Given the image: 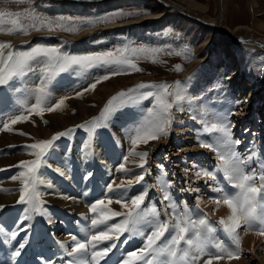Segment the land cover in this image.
<instances>
[{"label": "rangeland", "instance_id": "obj_1", "mask_svg": "<svg viewBox=\"0 0 264 264\" xmlns=\"http://www.w3.org/2000/svg\"><path fill=\"white\" fill-rule=\"evenodd\" d=\"M171 1L177 3V6H182V8H184L186 11H196L195 14H198V12L199 14H202L204 16H214L215 14H217V0H196L201 3L203 2L208 4V10H205L203 12H200L199 9L193 10L192 7H188L189 5L185 2V0ZM26 9H30L37 14L44 15L49 18H56L61 16L72 17L73 19L90 18L105 16L117 11L135 12L139 14L123 17L111 23L98 24L95 27H83L80 31L75 33H69L63 30L48 31L47 29H42L40 31H31L27 35L0 32V41H10L15 48L24 50L30 48L31 46H34L35 44L42 43L49 46L61 47L62 51L71 54H86L89 52L107 51L113 50L118 47H123L125 45L137 48L141 46L146 48H160L163 51L156 54L155 63H153L151 59H137L136 63L140 68L143 69V71L124 72L121 75L110 76V79L97 84L95 89V91L98 90L97 92H95L97 93L96 99L89 101L86 100L85 105H92H89L88 109L82 110V113H76V107L78 106V104L74 101L77 100L71 101L67 107H70V112H75V114L80 117V120H77L72 124L67 123L68 125L65 124V126L61 128H54L52 133L47 136L41 134H32L30 139L26 141H21L18 143L13 142L12 145L11 143L6 144L9 147H7V149L14 148L15 150V148L17 149V147H22V150L17 151L21 152V154H23L25 157L20 159H34L35 157L25 149V145L34 143L35 141L41 139H50L57 132L64 131L69 128H74V126L83 124L85 121H90L92 117H98L109 98L115 95L117 92L134 89L141 83L149 85L160 84L162 82L175 84V82L179 81L181 82V87L184 90L186 99L181 102L179 109L174 106L172 110L173 124L169 131V134L167 136L161 137L158 140L152 141L151 146H149V148L146 150V152L148 153V156L146 158L147 163L145 164L147 174H145L144 183L138 184L137 187L133 185L128 194H137L139 191L143 190V187L145 185H156V187L148 188V197L146 198L145 204L150 205L152 203H155L156 206L162 210L166 206L167 202L161 203L163 201V193L159 189L160 187L156 182V178L161 176L162 169L164 173H167V176L164 178L166 179L169 177L166 180L170 181L173 185V187L171 188L172 190L170 191L177 204L186 202L189 209L192 211L197 203H199L202 212L207 213L210 221H218V213L213 212L215 205L211 203L209 199L210 196L214 195L211 192V187L213 186L212 182L209 181L206 184L205 181L207 179L205 180V177H202L204 180H201L202 178L197 179L195 176V172L198 170V168H203V161L206 160L205 158L207 157V153L209 159L206 160L205 165H209L211 169H213V167L217 163H219L218 158L214 152H212L208 148H202L200 146L197 136V134L199 133L200 139H202V136L205 135L204 139L211 141L213 140L212 137H214V135L212 132L205 131L204 127L199 128L197 124H199V115L203 117L204 120L209 121V116H211L213 113H220L223 111L225 112L227 109H230L227 115H222L221 117L225 118V122L230 123L232 130V139L235 138L236 140L240 141V144L235 146L237 147V151L242 156H246L250 152L256 151L258 152V156L256 154L257 160L262 159L261 161H264V49L259 48L258 46L250 47L248 44L238 38L239 36L245 34L244 32H246L248 29L246 30L245 28L241 27L240 30V27L237 28L238 25L254 26L255 30L253 29V31H250L251 35H264V30H262V27H258L257 24V19L260 18L264 20V0H227V7L225 10L226 20L224 22V27L229 29V31L231 32L230 34H226L224 31L218 29L217 27L197 20H202L201 18L195 19L194 16L193 19L189 18L188 16L183 15L180 9L170 10L168 7L162 5L157 0H0V10L23 13ZM154 12H161V18L153 17L152 19H148L147 21H145V23L141 26L132 23L124 24L129 19L134 20L138 17H141L142 15L144 16V14L151 15L154 14ZM21 19H23V17H21ZM107 26H109V28H102ZM186 52L190 53V59L186 58ZM242 52L248 54L246 56L245 65L244 67L241 66L239 68V73L236 74L234 72L235 74H231L233 72V67L236 68L237 64H239V56L243 54ZM176 53L181 54L178 55ZM212 61L216 63V67L218 68H215L214 65H211ZM177 64L182 66V70H176L175 65ZM33 67H36V65H33ZM215 69L217 71L216 74L213 72ZM220 69L221 72L219 71ZM105 74H109V71L104 67H97L87 71L69 70L68 72L60 74L52 82L50 91L52 93V86H58L59 84H63L66 81V84L61 88V90H64V94H66L68 97H72L74 93L83 92V90L90 84L95 82L97 78ZM29 76H31L32 81L29 87L31 86V89H35L40 81L39 79H37V75L35 73H30L27 77ZM11 85L13 86L11 87ZM22 86H24V80L12 82L9 86H0V127H2V122L7 120V117H9L10 114L16 112L17 98L14 92L11 90L13 89V87L21 88ZM236 88L239 90H237ZM143 91H155V89H139L137 92L133 93L132 95L135 98L133 102L126 103L122 107L117 108L115 112L110 114L106 121H103V123L107 124V127L96 128L94 133L92 134H90L88 131V128L91 127V125H88L85 128H76L70 136L61 137L59 140H57L55 142V148L51 151L47 160L48 164L51 165V167H44L46 170H48L45 175L52 176L50 177V179L48 178L49 181H51L52 184L57 183V180L55 178L58 177V180H66L69 183L70 178L75 180L74 176L82 179V177L84 178V176L88 175L89 173L92 174L94 172L96 174V171H99V176L97 177L93 174L92 176L96 177L97 180L101 181L103 178L109 179L112 175L111 171H113L112 169L114 167V164L124 162L123 156L126 155V149L123 151L124 154L123 152L122 154H117V160L115 161H107L106 157L109 158L110 153H112L111 156H114L115 158L116 155L112 151L115 150L117 146L116 144L118 142H125V146L128 147L127 152L129 151L131 143L128 138L129 133L127 132L132 130L135 125H138L147 115V109L153 106L154 100H152L151 98L148 100L139 99V93ZM89 92L91 91L85 92L84 94H88ZM232 93L234 96H237V101L241 103L240 111H236L234 108L238 107L237 105H239V103H236L237 101L233 104L230 101L228 103L229 99H227V97ZM84 94L80 96L79 99H81ZM53 97L54 94L52 93V98ZM73 98L78 99L76 95H74ZM224 104L226 107L218 110L219 107L224 106ZM212 107L214 109H212ZM238 113L240 114L237 115ZM135 115L138 117H136ZM132 117L134 120L131 121ZM126 119L128 120V123L124 124L123 122L126 121ZM235 119H237V122H235ZM43 121H45V119H43ZM50 124L52 125L51 121ZM122 125L126 126L127 128L123 127ZM119 131L121 135H119ZM27 134L29 135V133ZM121 136H126V139ZM242 144L244 146L247 144L249 147H244ZM66 145L68 146L67 151L64 150V146ZM74 146H77L79 148V150L72 152L75 157H71V161L69 157H66L67 160H60L63 154H66L68 156V152L72 151ZM59 147L61 149L57 150ZM246 147L247 149H249V153ZM98 148H105L106 151L103 154L104 157L105 155H107L105 158L103 156L101 158L98 157L103 153L99 151L102 149ZM4 149H6V147H3V150ZM51 156L56 158V161L54 163L51 162ZM81 156L85 159H81ZM57 158H59V160ZM20 159H18L16 163L8 166V169L10 170L9 176L18 172V169H16L15 165H17L18 162L21 161ZM84 161H88L87 164H89L90 161L89 166L91 165L90 167L92 169H90L91 171L88 170L89 173L86 172L87 170H84L82 167ZM56 163L59 164L57 165ZM99 164L104 166L102 168H99ZM252 167L258 168L259 165L254 163ZM44 168L41 169V173L43 172ZM56 168H61V170L65 174H70V176L62 179L63 177L60 176V174L55 170ZM127 168L131 170V167L129 166H127ZM14 169H16V171ZM93 169L95 171H93ZM102 174L104 175L103 177ZM126 175L127 174L121 175L120 179H115L116 182H120L121 180H123ZM73 183H76L75 185H78V180H75ZM61 184H65L64 181L61 182ZM62 185H60L59 188L62 189ZM41 186L40 189L43 192V196L41 197V199L43 198L42 200H44L45 202L44 207L46 206V209L49 208L47 209L49 216H42L40 214L32 213L31 219H33L35 216L40 217L38 219H41L43 221L52 218L51 220H53L54 222L59 221V225L60 227H62V223H70H68L67 221L68 216H70L71 220L74 221L73 228L76 230V233L79 234V237L76 235L78 238H84L85 233L91 234V219L93 217V214L89 211V209L87 210V219L85 218V220L75 214H66L64 209L61 210V206L48 199L50 195H48L47 193L49 191L51 192L52 188H47L44 185L43 186L45 188H41ZM92 187L89 184H84L83 188L81 187V193L79 194V196L82 200V203L85 204L86 201H89L87 203L90 205L97 199H106L109 195L108 193L103 194L102 191H100L97 194L98 198H92V195H94ZM182 189H189V191H183ZM197 189L198 192L195 191ZM197 196L201 198L199 201L197 200ZM44 197H46L47 203ZM18 200L19 197L17 199V203ZM113 203L109 205V207H111ZM15 207L10 208L11 210H6H10L12 211V213H21L22 210L25 211L27 205L18 203V205ZM18 209L20 210V212L18 211ZM114 211L125 212L126 210L116 208ZM24 214L26 215L25 212ZM169 215H171V210H169ZM65 216H67V218H65ZM59 217L60 219H58ZM120 219V217H114L113 221L111 222H119ZM6 220L7 219H3L5 229L3 230L5 234L10 232V226L8 225L10 220ZM69 227H72V225ZM66 228L68 229V227ZM242 230L243 228L239 230V233L242 232ZM60 232L62 233L61 230ZM68 233L71 232L68 231ZM71 234L75 235L73 233ZM67 236L68 235L66 233V237ZM217 236L221 239L224 238L223 234L220 232L217 233ZM124 239L128 242L124 243L125 240L117 242V247L113 250L117 256L119 254L121 256L127 251L134 250L136 244H138V247L142 245V241L139 237H129L127 234H125ZM112 254L113 252L110 253L109 256ZM9 256L10 255H6L4 264H9ZM29 256L35 257L33 256L32 252H30ZM63 259L64 262L62 260L58 261L57 259V261L53 260L49 264H57L59 262V264H67V260L70 258L65 255ZM225 260L227 259H224L222 261L224 262ZM241 263L264 264L263 238L259 239L257 244H255V247L243 254V262ZM43 264L45 263L43 262Z\"/></svg>", "mask_w": 264, "mask_h": 264}, {"label": "snow or ice", "instance_id": "obj_2", "mask_svg": "<svg viewBox=\"0 0 264 264\" xmlns=\"http://www.w3.org/2000/svg\"><path fill=\"white\" fill-rule=\"evenodd\" d=\"M135 12L117 11L105 16L76 18L56 17L49 18L44 15L26 9L21 12H10L0 10V32L9 34H29L31 31H66L75 33L83 27H95L98 24L114 22L117 19L138 15ZM23 17V19H21ZM163 51L160 48L129 47L127 45L113 50L89 52L86 54H71L62 51L61 47L49 46L42 43L35 44L30 48L17 49L10 41H0V86H8L12 82L23 81L30 73H35L40 83L35 89L26 87L15 88L13 91L20 92L21 98L16 101V112L9 115L2 122L0 131H14L13 126L30 120L32 115L41 119L44 113L54 112L66 106L69 97L64 96L50 103L52 93L50 86L52 82L62 73L69 70L87 71L97 67L107 68L109 74L100 76L90 84L83 92H77V97L85 92L95 90L97 84L110 79V76L121 75L124 72H140L142 68L136 63L137 59H151L156 62V54ZM171 54V53H169ZM181 54V53H176ZM187 59L191 58L186 52ZM36 65V67H33ZM177 71L182 66L175 65ZM153 88L155 91H143L139 93V99L154 100L153 106L147 109V115L129 133L131 147L128 154L123 157L122 163L116 169L117 172L128 174L131 170L126 167L130 156L139 157L137 166L141 173L133 179L121 180L117 183L113 180L108 183L106 199H97L89 205V211L93 214L91 219V234H85L84 238L76 235L70 237L68 242H59L60 247L70 259L67 264H101L109 254L117 247L120 238L127 234L129 237H139L142 246L132 251L123 253L117 264H212L213 261L239 258L241 254V236L239 230L245 232L256 231L258 235L264 236V161L257 160L256 153L250 152L242 156L235 148L240 144L239 140L232 139L231 125L225 122V118L218 117L215 122L203 121L204 130L219 133L216 140L200 139V146L214 152L218 158L213 169L198 168L195 172L197 179L207 178L205 183L212 182L210 201L219 208L227 206L229 214L212 222L196 205V211L200 213L193 218L192 211L186 202L177 204L171 194L173 185L164 177H158V184L163 193V202L166 206L161 210L155 203L146 205L148 188L156 185H145L142 191L135 195H129V190L134 184H143L145 181V164L148 153L137 151L139 145H147L150 141L158 140L167 136L173 124L172 110L174 106L180 108L182 101L186 99L181 82L175 84L162 82L160 84L141 83L134 89L117 92L111 96L98 117H92L90 121L76 125L64 131L55 133L50 139L37 140L25 145V149L35 158L21 160L15 167L18 174L13 175V181H19L20 187L18 203L27 205L24 221L32 218V213L49 216L44 207L45 202L41 199L43 193L40 186L53 188L51 181H45L41 176V169L51 167L48 164V156L55 148V142L61 137L70 136L76 128H85L88 125L90 134L96 128L107 127V118L126 103L133 102V93L139 89ZM171 89V91H170ZM34 98L33 103L29 100ZM237 103H240L237 101ZM27 113V114H26ZM47 123V121H44ZM20 135L27 133L19 132ZM11 147V146H10ZM259 167H252L253 164ZM196 167V166H194ZM60 175L65 173L55 169ZM187 171V169H186ZM92 174L89 173L88 176ZM189 191V189H182ZM0 191L8 192L11 189L0 188ZM198 192V189L195 190ZM64 199H75L67 195ZM201 198L197 196L199 201ZM121 205L125 212L114 211L109 205L112 203ZM4 206L0 205V208ZM171 210V215H169ZM114 217H120L119 222H111ZM49 222L50 218H49ZM3 229L0 228V232ZM223 234L221 239L217 233ZM17 232H11V238L15 239ZM128 241L125 240L124 243ZM24 247L21 243L13 254L18 256L20 249ZM70 247V250H69ZM205 257H207L205 259Z\"/></svg>", "mask_w": 264, "mask_h": 264}, {"label": "bare ground", "instance_id": "obj_3", "mask_svg": "<svg viewBox=\"0 0 264 264\" xmlns=\"http://www.w3.org/2000/svg\"><path fill=\"white\" fill-rule=\"evenodd\" d=\"M69 1H81V0H69ZM90 1V0H88ZM101 1V0H100ZM158 2H160L162 5L168 7L170 10H175V9H180L182 11V14L185 15V16H188L189 18H192L193 19V16H195V18H201L202 20L198 19L199 21H205L204 23H207V24H210L211 26H214V27H217L218 29L224 31L226 34H230L231 32L229 31V29L225 28L224 27V22L226 20V17H225V10H226V7H227V0H217V11L214 16H204L202 14H195V12H190V11H186L184 8H182V6H177L176 4L177 3H174L173 1L171 0H157ZM185 2L189 5L188 7H192L193 10L195 9H199L200 12H203L205 10H208V4L207 3H201L199 1H196V0H185ZM179 5V4H178ZM153 13V12H152ZM162 13L159 12V13H155L154 14H151V15H145L144 16L142 15L141 17H138L137 19H129L127 22H125L124 24L126 23H132V24H135V25H138V26H141L145 23V21H147L148 19H152L153 17H157V18H161V15ZM164 15V14H163ZM157 20V19H156ZM254 24V23H253ZM257 24H258V27H262V30H264V20L262 19H257ZM240 27V30H241V27L245 28L247 31L244 32L245 34L241 35L240 39L242 41H244L246 44H248L250 47H256L258 46L259 48H262L264 49V35H261V36H253L251 35L250 31H253L254 29V26H248V25H242V26H237V28ZM103 29L105 28H109V26L107 27H102ZM90 29V28H89ZM255 30V29H254ZM257 30V29H256ZM88 31V30H87ZM244 31V30H243ZM242 31V32H243ZM20 40V39H19ZM248 51V50H247ZM243 53V52H242ZM248 54L246 53H243L240 57V61H239V64H237V67L234 68L233 67V72L231 74H237L239 73V68L242 66L244 67L245 65V61H246V56ZM237 61V60H236ZM235 61V62H236ZM204 62V61H203ZM210 62V61H209ZM194 63V62H193ZM191 64V63H190ZM207 64V63H206ZM192 65V64H191ZM211 65H214L215 68H218L216 67V63H214L213 61L211 62ZM208 66V65H207ZM212 67V66H211ZM225 67V66H224ZM223 67V68H224ZM237 68H238V71H237ZM214 69V67H213ZM232 69V68H231ZM236 69V70H235ZM235 70V71H234ZM221 72V69L219 70ZM218 71V72H219ZM215 74H216V69L213 71ZM223 72V71H222ZM235 72V73H234ZM200 74V73H199ZM218 74V73H217ZM221 77V75H220ZM61 78V77H60ZM63 81V80H62ZM31 76L29 77H26L24 79V86L22 87H26L27 89H31V86L29 87V85L31 84ZM200 83V82H199ZM66 84V81L63 83V84H59L58 86H52L51 90H52V93L54 94V97L52 98L51 102L50 103H55L56 99L60 98V97H64V96H67L66 94H64V90H61V88ZM9 86V85H8ZM13 85H11L12 87ZM67 86V85H66ZM65 86V88H66ZM238 86V85H237ZM54 87V88H53ZM102 87V86H101ZM105 87V86H104ZM17 88V87H16ZM103 88V87H102ZM106 88V87H105ZM12 89V88H11ZM10 89V90H11ZM112 89V88H110ZM228 89V88H227ZM237 89V88H236ZM239 90V89H237ZM13 91V89L11 90ZM98 91V90H97ZM95 90H91V92H89L88 94H84V96L79 99H74L73 96L72 97H69V99L66 101V106L65 107H62V109H59L57 111H54V112H51V113H48V112H45L44 113V117L43 119H45L47 121V123H45L43 121V119H41L39 116H36V115H32V117L30 118V120L26 121V122H21V123H18L16 125L13 126L14 128V131L12 132H8V131H0V188H7V189H11V191H8V192H4V191H0V205L4 206L2 208H0V228L4 229V223H3V219H7L9 221V226H10V232L9 233H6L4 232V230L2 232H0V240H2V248L5 249V253L2 255L1 259H0V264H4L5 262V257L6 255H10L8 257V263L9 264H43V262L41 260H39L38 258H35V257H31L29 256L30 252L33 251V250H37L40 246H50L49 247V253L46 254V257H48V255L50 256H55L54 260H57L59 259L60 257H62V261H63V257L65 256L64 254V250L60 247V243L59 242H68L69 245L71 243L70 241V237L72 236L71 233H68V229H69V226L72 225L73 227V224H74V221H71V217L68 216V223H62V227H60L59 225V221H56L54 222L53 220L50 219L51 222H49V219H46L45 221L41 220V219H38L40 217L38 216H35L33 219H30V220H27V221H24L22 218L24 217V212L22 210L21 213H18V212H14L12 213V211H10L12 207H15L18 205L17 203V199L19 197V187H20V182L19 181H13L11 179V177L13 175H16L18 174V172H16V174H13L11 176H9V173H10V170L8 169V166L11 165V164H14L16 163V161L20 158H23L25 157L23 154H21V152L17 151V150H22L23 148H18L17 149L15 148H12V149H7V145L6 144H10L12 145L13 142L15 143H18V142H21V141H26L28 139H30V137L32 136V134H41V135H50V133H52V131L54 130V128H61V127H64L65 124H72V123H75L77 120H80V117L74 113H71L70 112V107H67L69 105V103L71 101H74V100H77V101H74L78 104V106L76 107V113L79 112V113H82V110H86L89 108V105H92V104H89V105H85L86 104V100H93V99H96V96H97V92ZM14 94L16 95V98L17 100L19 98H21L22 94L19 93V92H15L13 91ZM66 92V91H65ZM230 92V91H229ZM231 93V92H230ZM227 95V94H226ZM232 96V97H231ZM15 97V96H14ZM68 97V96H67ZM192 98V97H191ZM228 100V103L229 101L233 104L237 101V96H234L233 93L231 95H228L227 97ZM16 100V101H17ZM225 100V99H224ZM223 101V100H222ZM34 102V98L30 99L29 100V103H33ZM73 102V103H74ZM211 103V101H210ZM214 103V102H213ZM212 103V104H213ZM224 103V102H223ZM226 103V102H225ZM237 103V102H236ZM207 104V103H206ZM215 104V103H214ZM17 105V104H16ZM216 105V104H215ZM232 106V105H231ZM238 107H234L236 111H240V107H241V103H239V105H237ZM215 107V106H214ZM225 108V104L224 106H220L218 110H220L221 108ZM228 107V105H227ZM217 108V107H216ZM264 108V107H263ZM212 109H214L212 107ZM217 110V111H218ZM230 109H227L225 112H215L213 113L211 116H209V123L210 122H215L216 119L218 117H221L222 115H227L229 113ZM124 112V111H123ZM136 112V111H135ZM120 113V112H119ZM27 114V113H26ZM240 113H238L237 115H239ZM125 116V115H124ZM136 116V115H135ZM235 116V115H234ZM123 117V116H121ZM138 117V116H136ZM197 117V116H196ZM195 117V118H196ZM200 119L198 121L199 124H197V126L199 128H203L204 126L202 125L203 124V121H205L203 119V117H201L199 115ZM228 117V116H227ZM8 118V117H7ZM198 118V117H197ZM130 119V118H128ZM134 120L133 117L131 118V121ZM137 120V119H136ZM135 120V121H136ZM239 120V118H238ZM50 121L52 122V125L50 124ZM128 120L126 119V121H124L123 123L126 124L128 123L127 122ZM130 121V122H131ZM202 122V124H201ZM233 122V121H232ZM235 122H237V119H235ZM67 124V125H68ZM122 124V123H121ZM131 124V123H129ZM133 124V123H132ZM137 124V123H136ZM128 125V124H127ZM135 125V124H134ZM133 125V126H134ZM117 126V125H116ZM123 126V125H122ZM132 126V127H133ZM136 126V125H135ZM123 127H126V126H123ZM130 127V126H129ZM131 127V128H132ZM127 128V127H126ZM197 128V127H196ZM195 128V130H196ZM120 129V128H119ZM198 129V128H197ZM113 130V129H112ZM124 130V129H122ZM202 130V129H201ZM236 130V129H235ZM26 132V133H29V135H20L19 132ZM232 131V130H231ZM118 133V132H117ZM120 133V131H119ZM127 133H130L127 132ZM124 134V133H123ZM244 134V133H243ZM247 134V133H246ZM121 135V133L119 134ZM214 137L213 140H216L220 134L219 133H213ZM123 137V136H121ZM126 137V136H125ZM123 137V138H125ZM203 137V138H202ZM201 138L204 139L205 135H203ZM120 138V137H119ZM211 138V139H212ZM126 139V138H125ZM128 139V138H127ZM235 139V138H234ZM77 140V139H76ZM75 140V141H76ZM123 140V139H122ZM120 140V141H122ZM206 140V139H205ZM236 140V139H235ZM242 140V139H241ZM197 141V140H196ZM252 141V140H250ZM73 142V141H72ZM85 142V141H84ZM116 142V141H115ZM118 142V141H117ZM249 142V141H248ZM83 143V142H82ZM112 143V141H111ZM128 143V142H127ZM254 143V142H253ZM86 144V143H85ZM125 142H118L116 145V148L115 150H111L112 152H114V154L116 155L115 158L114 156H111L112 153H110V156L109 158L106 157L107 155H105V157L107 158L106 160H111V161H115L117 160V154H122V152L126 149L125 151V154L127 155L128 152V147L125 146ZM152 144V141H150L147 145H144V144H141L138 146L137 148V151H144L146 152V150L149 148V146H151ZM244 144V143H243ZM242 144V145H243ZM78 146V145H77ZM77 146H74V148L72 149V151H69L68 152V156L65 154H63V156H61V159L60 160H64L67 158L66 157H69V159L71 157H75L72 152L73 151H77L79 150V148ZM86 146V145H85ZM98 146V145H96ZM105 146V145H104ZM154 146V145H153ZM152 146V147H153ZM244 146V145H243ZM245 146H248L247 144ZM244 146V147H245ZM250 146H251V143H250ZM3 147H6V149L3 150ZM61 147V146H60ZM58 148L57 150H60L61 148ZM63 147V146H62ZM65 149L67 151V145L64 146ZM70 147V146H69ZM82 147V146H81ZM242 147V146H241ZM249 147V146H248ZM9 148V147H8ZM85 148V147H84ZM87 148V147H86ZM237 148V147H235ZM81 149V148H80ZM83 149V147H82ZM98 149H102V150H99L101 152H103L102 154H100L98 157L101 158L104 154V152L106 151L105 148H98ZM247 149V147H246ZM3 150V151H2ZM84 150V149H83ZM90 150V149H89ZM150 150V149H149ZM237 150V149H236ZM248 150V153H249V149ZM65 151V152H66ZM96 151V150H95ZM98 151V150H97ZM26 152V151H25ZM58 152V151H57ZM108 152V151H107ZM75 153V152H74ZM91 153V151H90ZM247 153V152H246ZM245 153V155H246ZM255 153L257 154L258 152L255 151ZM55 154V153H54ZM124 154V152H123ZM211 154V153H209ZM261 154V153H260ZM205 155V154H204ZM58 156V155H57ZM80 156V155H79ZM87 156V154H86ZM90 156V155H89ZM258 156V154H257ZM92 157V156H91ZM104 157V156H103ZM104 157V158H105ZM124 157V156H123ZM51 162H55L56 158H54L53 156H51ZM84 158L81 156V159ZM59 160V158H57ZM85 159V158H84ZM139 157H136V156H130L129 157V160L130 161H135V163H132V162H129V164H126V167L129 166L131 167V171L126 175V177L123 178V180L127 181V180H130V179H133L135 175H138L141 173V169L137 166V164L139 163ZM206 160L209 159V156H208V153H207V157L205 158ZM21 160V159H20ZM80 160V159H79ZM105 160V159H104ZM203 160V159H202ZM205 161H203L204 165H203V168H206V169H209L211 170V167L208 165H205ZM262 160V159H261ZM71 161V159H70ZM93 161V159H92ZM81 162V161H80ZM88 162V161H87ZM86 161H84V163L82 164L83 166V169L84 170H87L86 172H88V170L92 169L89 164H90V161H89V164H87ZM96 162V160H95ZM121 162V161H120ZM219 162V161H218ZM94 163V162H93ZM57 164V163H56ZM59 164V163H58ZM57 164V165H58ZM117 164V165H116ZM120 163H115L114 164V167H113V171L112 172V175L110 176L109 179H105L103 178L101 181L100 180H97L96 177L94 176H99V171H96V174L93 172L92 174L94 176H88V175H85L84 178L82 177L79 178L77 176H74V179L75 180H78V185H75L76 183H73L75 180L73 179H69V183L66 181V180H58V177L55 178L57 180V183H53L54 187L51 189V192L47 191L48 195H50V197H48L49 200L55 202V204H58L59 206H61V210L64 209L65 210V213L66 214H75V215H78L80 218H82L83 220H85L86 218V215H87V210L89 209V204L87 202L89 201H86V203H82L81 201V198L79 196V194L81 193V187L84 186V184H89L92 189H93V193L94 195H92V198L94 197H97V194L98 192L102 191L103 194L107 193V184L108 183H111L113 180L115 179H120L121 178V175H124L123 173H120V172H117L116 169L118 168ZM53 165V164H52ZM93 165V164H92ZM104 165H101L99 164L98 167L99 168H102ZM106 166V165H105ZM11 167V166H10ZM9 167V168H10ZM56 167V165H55ZM58 167V166H57ZM60 167V166H59ZM62 167V166H61ZM146 167V166H145ZM201 167V166H200ZM98 168V169H99ZM11 169V168H10ZM13 169V168H12ZM17 169V168H16ZM16 169H14L16 171ZM61 169V168H60ZM108 169V168H107ZM104 170V169H103ZM109 170V169H108ZM42 171V170H41ZM48 170H46L44 168L43 172L41 173V176L42 178L45 180V181H49L50 177H52L51 175H45V173H47ZM91 171V170H90ZM93 171H95L93 169ZM14 172V171H13ZM44 173V174H43ZM49 173V172H48ZM89 173V172H88ZM50 174V173H49ZM73 174V173H72ZM62 176L63 178L62 179H65L67 176H70V174H64V175H60ZM81 176V175H80ZM104 175L102 174V177ZM123 177V176H122ZM49 178V179H48ZM73 178V176H72ZM169 178V177H168ZM166 178V179H168ZM207 178H205L206 180ZM55 180V181H56ZM201 180H204L203 178ZM65 184H61V182H63ZM116 181V180H115ZM156 182L158 183V178H156ZM117 183H119L117 181ZM62 185V189L59 188V186ZM138 184H134L135 187H137ZM159 186V184H158ZM212 186V185H211ZM160 187V186H159ZM41 188H45L43 185L41 186ZM90 188V187H89ZM160 189V188H159ZM41 190V189H40ZM136 190V189H135ZM161 190V189H160ZM172 190V189H171ZM42 191V190H41ZM70 191V192H69ZM46 192V191H45ZM43 193V192H42ZM174 193V192H173ZM64 195H67L69 197H74L75 199H64L63 196ZM102 195V194H101ZM43 196V195H42ZM208 197V196H207ZM43 199V198H42ZM46 203H47V199L46 197H44ZM44 201V200H43ZM212 203V202H211ZM51 205V204H50ZM49 205V207H50ZM209 205V204H208ZM48 206V205H47ZM57 206V205H56ZM19 207V206H18ZM46 207V206H45ZM53 207V206H51ZM113 210H115L116 208L118 209H124L121 207V205L119 204H116V203H113V205L111 206ZM16 208V207H15ZM199 208L201 209V207L199 206ZM6 209H10V210H6ZM49 209V208H47ZM55 209V208H54ZM15 210V209H14ZM17 210V209H16ZM126 210V209H125ZM4 211V212H3ZM18 211L20 212V210L18 209ZM59 211V210H58ZM120 211V210H119ZM213 212H216L218 213L217 215V218L218 220L221 218V217H227V215L229 214V209L227 208V206L225 205H221L219 208H216L214 207L213 209ZM63 213V212H61ZM53 214V213H52ZM57 214V212H56ZM192 214H193V218H196L200 213H198L196 211V206L193 208L192 210ZM54 215V214H53ZM59 215V214H58ZM61 215V214H60ZM90 215V214H89ZM74 217V216H73ZM57 218V217H56ZM65 218H67V216H65ZM60 219V217L58 218ZM87 219V218H86ZM6 220V221H7ZM57 220V219H56ZM76 220V219H75ZM64 221V220H63ZM78 222V221H77ZM86 222V221H85ZM88 223V222H87ZM78 224V223H77ZM83 224V223H82ZM86 224V223H85ZM87 225V224H86ZM78 226V225H77ZM89 226V225H88ZM68 227V229L66 228ZM75 227V225H74ZM51 230H49V229ZM82 228V227H81ZM7 229V228H6ZM78 229V228H77ZM62 231V233L59 235H57V231ZM13 231H16L18 234L16 236L15 239H12L11 238V232ZM56 231V232H55ZM88 231V230H87ZM91 231V230H90ZM84 232V231H82ZM89 232V231H88ZM66 233L67 236L66 237ZM81 233V232H80ZM74 234V233H73ZM82 234V233H81ZM86 234V233H85ZM239 235L241 236V254L239 256V258H236V259H227L225 260L224 262L222 261H213L212 264H242L241 262H243V254L249 250H251L253 247H255V244H257V242L259 241V239H264V236H260L257 234V232H245L242 230V232L239 233ZM64 236V237H63ZM123 237V238H122ZM120 238V241L121 240H125L124 239V236H122ZM130 240V239H129ZM132 240V239H131ZM35 242V243H34ZM119 242V241H118ZM23 243L24 244V247L22 249H20V254L18 256H20L21 254H28L26 257L24 256V260L22 262H18L16 260V258L18 256H14L13 254L16 252L17 248H19V245ZM34 243V244H32ZM142 244V243H141ZM142 246V245H140ZM138 247V244L135 245V248ZM32 248V249H31ZM125 248V247H124ZM134 248V249H135ZM31 250V251H30ZM253 252V251H252ZM111 256V255H110ZM120 254L117 256L115 254V252L113 251V254H112V260L113 262H115V264H117V261L120 259ZM207 257H205L206 259ZM248 260V259H247ZM246 260V261H247ZM64 262V261H63ZM57 263V262H56ZM60 263V262H59ZM57 263V264H59ZM62 264V263H61ZM65 264V263H64ZM201 264H202V261H201Z\"/></svg>", "mask_w": 264, "mask_h": 264}, {"label": "water", "instance_id": "obj_4", "mask_svg": "<svg viewBox=\"0 0 264 264\" xmlns=\"http://www.w3.org/2000/svg\"><path fill=\"white\" fill-rule=\"evenodd\" d=\"M195 17V16H194ZM203 22H205V21H203ZM241 36H239L238 38H240Z\"/></svg>", "mask_w": 264, "mask_h": 264}]
</instances>
